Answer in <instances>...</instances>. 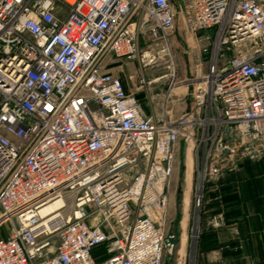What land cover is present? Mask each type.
<instances>
[{"label":"built area","instance_id":"2783aa9c","mask_svg":"<svg viewBox=\"0 0 264 264\" xmlns=\"http://www.w3.org/2000/svg\"><path fill=\"white\" fill-rule=\"evenodd\" d=\"M177 30L205 70L145 77ZM106 57L137 62L135 91L165 80L159 117ZM185 96L170 120L164 104ZM180 141L201 192L264 156V0H0V264H162Z\"/></svg>","mask_w":264,"mask_h":264},{"label":"crops","instance_id":"0c3cea01","mask_svg":"<svg viewBox=\"0 0 264 264\" xmlns=\"http://www.w3.org/2000/svg\"><path fill=\"white\" fill-rule=\"evenodd\" d=\"M170 42L175 49L186 45L177 32L170 37ZM117 62L135 67L136 77L142 72L137 62L112 57L105 58L104 71L118 79L114 74ZM136 94L132 95L144 114L154 116L148 111L147 103L140 101L141 94ZM178 98L172 97L171 102L164 104L169 116L173 110L182 112L186 109L187 98ZM216 221L220 226H213ZM199 227L198 252L202 254L198 264H264V156L253 163L222 169L217 181L205 185Z\"/></svg>","mask_w":264,"mask_h":264},{"label":"rangeland","instance_id":"374dc122","mask_svg":"<svg viewBox=\"0 0 264 264\" xmlns=\"http://www.w3.org/2000/svg\"><path fill=\"white\" fill-rule=\"evenodd\" d=\"M176 32L188 45V49L186 47L176 49L172 47L169 56H161L158 54L159 48L152 47L151 53L155 60L149 66L142 68L145 77L156 78L167 75L173 69L176 81H181L187 78L195 68L200 67L202 72L205 70L204 58L194 50L191 42L192 37L185 35L181 30ZM141 47L144 49L143 45ZM114 67L117 69L114 74L121 81L125 93L128 95L141 94L140 101L143 104L146 102L148 111L155 117H159L161 114L159 107L166 89L165 80L160 79L157 83L148 85L144 90L135 91L136 68L127 67L124 62H117ZM179 91L181 90L176 88L172 90V93L177 94ZM180 113L173 110L168 116L172 120ZM202 195L203 191L201 192L197 188L188 146L180 141L175 145L173 171L168 185L163 222L160 226L164 236L162 264L199 263L202 254V252H198L201 234L199 223L202 217ZM197 196L200 198V207L194 206V197ZM55 244L56 238L52 237L50 245L54 246ZM100 249H93L92 255L96 256Z\"/></svg>","mask_w":264,"mask_h":264},{"label":"bare ground","instance_id":"6f19581e","mask_svg":"<svg viewBox=\"0 0 264 264\" xmlns=\"http://www.w3.org/2000/svg\"><path fill=\"white\" fill-rule=\"evenodd\" d=\"M55 210H56V204H51V205H48L47 207H45L44 209H42L40 214L42 215V217H45V216L53 213ZM59 215H61V214H59ZM57 216L58 215H55V216H53L47 220L44 219L42 221L41 227L38 230L39 231L40 230L51 231L53 228L57 227L59 225V220L55 219V218H57Z\"/></svg>","mask_w":264,"mask_h":264}]
</instances>
